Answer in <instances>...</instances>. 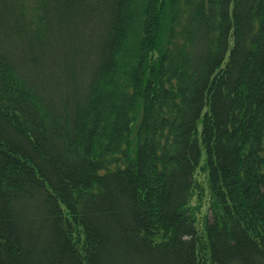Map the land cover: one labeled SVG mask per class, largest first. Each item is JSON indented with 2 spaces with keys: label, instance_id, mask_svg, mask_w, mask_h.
Returning a JSON list of instances; mask_svg holds the SVG:
<instances>
[{
  "label": "trees",
  "instance_id": "trees-1",
  "mask_svg": "<svg viewBox=\"0 0 264 264\" xmlns=\"http://www.w3.org/2000/svg\"><path fill=\"white\" fill-rule=\"evenodd\" d=\"M0 264H264V0H0Z\"/></svg>",
  "mask_w": 264,
  "mask_h": 264
},
{
  "label": "rangeland",
  "instance_id": "rangeland-1",
  "mask_svg": "<svg viewBox=\"0 0 264 264\" xmlns=\"http://www.w3.org/2000/svg\"><path fill=\"white\" fill-rule=\"evenodd\" d=\"M204 158H205V156L203 155V159ZM203 162H204V160H203ZM198 172L200 173L198 176V179L203 180L205 175L200 171V169H198ZM206 185H207V183H206ZM208 197L209 196H203L199 202H198L197 197H195L193 199L192 204L194 206H196V205L200 206V211H199V213H197V216H196V218L198 219L197 225L202 226V224H203L204 216L206 214V209H207Z\"/></svg>",
  "mask_w": 264,
  "mask_h": 264
}]
</instances>
